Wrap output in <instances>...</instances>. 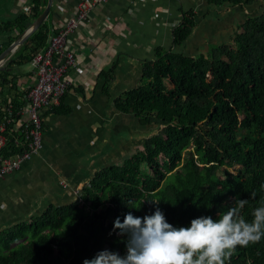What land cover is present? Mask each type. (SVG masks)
I'll return each instance as SVG.
<instances>
[{
	"label": "trees",
	"instance_id": "obj_1",
	"mask_svg": "<svg viewBox=\"0 0 264 264\" xmlns=\"http://www.w3.org/2000/svg\"><path fill=\"white\" fill-rule=\"evenodd\" d=\"M206 2L244 13L232 42L198 56L160 50L156 60L145 61L139 84L114 105L156 132L123 163L97 172L70 204L51 205L1 232L0 264H82L103 248L123 254L124 238L109 234L113 220L128 211L150 212L153 204L145 200L157 201L173 225L200 215L218 218L237 199H246L238 212L251 220L252 210L264 204V9L253 11L264 0ZM32 3L34 20L47 0ZM29 15L0 23V32L20 35ZM196 25L194 11L184 12L174 29L175 48ZM54 34L46 22L32 33L0 70V88L15 91L12 68L43 52ZM21 97L15 93L14 102L19 105ZM61 105L51 111L66 114ZM225 264H264V236L237 245Z\"/></svg>",
	"mask_w": 264,
	"mask_h": 264
},
{
	"label": "crops",
	"instance_id": "obj_2",
	"mask_svg": "<svg viewBox=\"0 0 264 264\" xmlns=\"http://www.w3.org/2000/svg\"><path fill=\"white\" fill-rule=\"evenodd\" d=\"M81 1L52 0L45 22L58 32ZM32 8V0H0V23L30 14L26 25H31ZM191 10L197 25L188 41L175 48L174 29ZM238 11L243 20L238 7H212L206 0H107L92 10L70 37L78 65L66 74L71 81L61 105L66 114L45 111L41 152L0 180V233L51 205L70 204L97 172L132 154L140 126L118 112L114 100L139 84L143 63L156 60L160 50L198 56L231 43ZM15 36L17 31L0 32V48L5 50ZM28 65L27 72L15 77V91L0 88V95L24 96L35 84Z\"/></svg>",
	"mask_w": 264,
	"mask_h": 264
},
{
	"label": "clouds",
	"instance_id": "obj_3",
	"mask_svg": "<svg viewBox=\"0 0 264 264\" xmlns=\"http://www.w3.org/2000/svg\"><path fill=\"white\" fill-rule=\"evenodd\" d=\"M150 212L132 211L113 220V231L122 236L124 252L103 248L82 264H225V258L237 245L246 246L264 236V204L252 210V219L239 215L246 199H237L218 218L200 215L187 225H173L157 201ZM144 201V202H145ZM135 208V207H133ZM137 209V208H136Z\"/></svg>",
	"mask_w": 264,
	"mask_h": 264
},
{
	"label": "built area",
	"instance_id": "obj_4",
	"mask_svg": "<svg viewBox=\"0 0 264 264\" xmlns=\"http://www.w3.org/2000/svg\"><path fill=\"white\" fill-rule=\"evenodd\" d=\"M106 1L82 0L76 14L49 38L47 48L31 59L35 84L24 92L19 105L8 95H0V180L41 152L43 114L61 105L71 86L66 74L78 65L69 48L70 37L90 12Z\"/></svg>",
	"mask_w": 264,
	"mask_h": 264
},
{
	"label": "water",
	"instance_id": "obj_5",
	"mask_svg": "<svg viewBox=\"0 0 264 264\" xmlns=\"http://www.w3.org/2000/svg\"><path fill=\"white\" fill-rule=\"evenodd\" d=\"M52 0H47L41 14L29 25L1 54L0 62L10 57L11 53L20 47L46 20L50 11Z\"/></svg>",
	"mask_w": 264,
	"mask_h": 264
},
{
	"label": "rangeland",
	"instance_id": "obj_6",
	"mask_svg": "<svg viewBox=\"0 0 264 264\" xmlns=\"http://www.w3.org/2000/svg\"><path fill=\"white\" fill-rule=\"evenodd\" d=\"M262 7V8H261ZM257 6V7H255L254 9H253V11H255L256 13L255 14H260V13H262L263 12V9H264V5H262V6ZM242 17H243V15H242V13L241 12H239L238 11V23H240V21L242 20ZM238 32H240V30L238 29ZM4 61H6V60H4ZM30 69V67H29V65H28V63L27 64H23V65H21V66H14L13 68H12V71H11V75L12 76H14V77H16L17 76V74H19V73H23V72H27L28 70ZM138 126H140V128H139V130L140 131H138L137 133H136V136L138 137V139H136L135 141H134V147L132 148V152H134L135 151V149L138 147H141L142 146V140H143V138H144V136H149V135H151V134H153L154 132H156V128L155 127H148V126H144V127H141V125H139L138 124ZM131 127H133V125L131 126ZM139 142V143H138ZM141 142V143H140ZM138 143V144H137ZM136 147V148H135ZM131 152V153H132ZM131 155V154H130ZM130 155H128V156H130ZM128 156H126V158L128 157ZM125 158V159H126ZM124 161V160H123ZM123 161H121V163H123ZM120 163V164H121ZM174 173V172H173Z\"/></svg>",
	"mask_w": 264,
	"mask_h": 264
}]
</instances>
